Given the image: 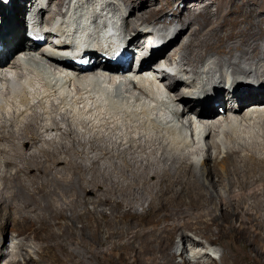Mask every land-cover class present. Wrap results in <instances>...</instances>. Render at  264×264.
I'll list each match as a JSON object with an SVG mask.
<instances>
[{"label": "bare ground", "instance_id": "bare-ground-1", "mask_svg": "<svg viewBox=\"0 0 264 264\" xmlns=\"http://www.w3.org/2000/svg\"><path fill=\"white\" fill-rule=\"evenodd\" d=\"M74 1L0 5L5 17L0 20V169L8 167L0 173L4 240L9 231L32 235L40 243L39 255L56 264H94L88 254L96 264H201L178 262L173 242L183 226L203 223L210 242L215 234L233 236L223 264H264V248L257 247L258 242L264 247V0H255L256 7H239L236 0L227 7L222 0H181L176 11L186 25L152 53L143 40L151 35L153 41L161 32L141 27L180 0ZM84 2L91 20L97 15L108 25L99 48L119 46L117 53L123 42L134 48L142 41L137 76L128 75L135 59L127 65L131 50L120 64L95 51L76 63L57 55L69 48L67 21L72 17L80 24L77 13ZM28 12L38 22V43L24 31ZM89 24L73 39L81 42ZM36 59L55 68L44 70ZM211 59L218 68L208 65ZM102 69L114 73L113 81L123 75L122 83L107 84ZM233 71L236 88L229 92L218 80L228 81ZM192 74L205 80L197 87L208 90L203 99L184 96L198 85L196 77H184ZM256 81L260 87L252 85ZM91 84L101 92L113 87L120 95L109 106L88 107L83 89ZM216 85V95L209 96ZM58 91L72 94V103L66 106ZM120 111L136 117L121 122ZM181 236L184 242L192 239L183 231ZM15 247L23 251L20 244ZM24 259L44 264L32 255ZM6 264L21 263L11 258Z\"/></svg>", "mask_w": 264, "mask_h": 264}, {"label": "rangeland", "instance_id": "rangeland-1", "mask_svg": "<svg viewBox=\"0 0 264 264\" xmlns=\"http://www.w3.org/2000/svg\"><path fill=\"white\" fill-rule=\"evenodd\" d=\"M80 1V4H81V2L82 1H84V0H79ZM79 1L78 0H75L74 2L76 3V4H79ZM106 2H107V0H105ZM155 1H157V4H160V0H155ZM183 1V0H182ZM237 1V5L239 6V7H246V6H251V7H256L257 6V4L255 3V0H236ZM78 2V3H77ZM222 2L225 4V6L227 7V5H232V1L231 0H222ZM181 3V0L180 1H176L172 6H169L167 9H166V11H164L163 13H159L158 15H157V17H153V18H151V19H149L148 21H146V23L141 27V28H144L145 27V29H147V30H151V29H154V27L157 29V26H160V24H161V26H165V24L167 25L168 23L170 24V22L173 24V25H179L180 26V28L178 29V32H179V30H181V28L182 27H184L186 24L184 23V22H182L181 20H179V17H178V13H177V11H176V8L179 6V4ZM3 3L1 2L0 3V5H2ZM84 4V5H83ZM82 4V6H81V8H80V10L78 11V12H82L81 10L82 9H84V6L86 5V4H89V2H84ZM11 6H12V4H11ZM11 6H9V7H11ZM6 8V7H5ZM217 9V4H213L212 5V10H216ZM29 13V12H28ZM262 16L264 17V10L262 11ZM23 15H21V17H22ZM177 16V17H176ZM221 16H223V15H221ZM28 19V18H27ZM258 20H259V18H258ZM258 22V21H257ZM4 26H5V23H4V25H3V28H4ZM208 27V26H207ZM263 27H264V24H263ZM2 32V31H1ZM177 32V33H178ZM190 32H191V29L189 28V29H187L185 32H184V34H183V36L181 37V42L188 36V34H190ZM177 35V34H176ZM175 38V37H174ZM150 39H151V35H149V36H147L144 40H143V44H146L147 43V45L149 46V41H150ZM263 41H264V38H263ZM140 45H142V41L141 42H137V44L135 43V55H136V60H141L140 58H142V56H139L140 55V51H141V49L138 47V46H140ZM40 51V50H39ZM166 51H168V50H166ZM153 51H151V53H152ZM217 56H219L220 57V55L218 54V53H215ZM235 54H239V51H236L235 52ZM150 56V54L149 55H146L145 57H149ZM137 57H138V59H137ZM222 57H224V58H228V56L227 55H224V56H222ZM235 57H237L236 55H235ZM131 60H133V58L131 59ZM250 62H254V61H250ZM141 64H142V62H141ZM208 65H211V66H213V67H215V68H218L219 67V65L218 64H216V63H213V61H212V59H211V61H209V63H208ZM140 67V66H139ZM138 67V68H139ZM228 68V66H226V69ZM232 70L234 69V68H231ZM168 71H171V72H173V70H170V69H168ZM231 71V70H230ZM233 73H234V75L232 76V79L234 78V77H237V74L235 73V71H233ZM232 73V74H233ZM186 76V77H185ZM188 76H190V77H188ZM192 76H194V77H192ZM218 76V75H217ZM184 77L185 78H191V79H194L195 77H196V79H197V83L199 84L200 82H201V85L202 84H204V81H202L203 80V78H200V77H198L196 74H192V75H184ZM242 77V79L244 78V76H241ZM250 77V79L251 80H256V79H254V76H253V73L251 74V76H249ZM252 77V78H251ZM216 78V77H215ZM216 79H219V78H216ZM221 79V78H220ZM235 79V78H234ZM233 79V80H234ZM201 80V81H200ZM233 80H231L233 83H231V81H226V79L225 80H218V81H220L221 83H223L224 85H225V87L227 88V89H229L228 91L229 92H233L234 90H235V88H236V86H235V81H233ZM203 82V83H202ZM257 82V81H256ZM227 83V84H226ZM234 84V85H233ZM200 85V84H199ZM260 82L258 83L257 82V87L259 86L260 87ZM227 86H230V87H227ZM256 87V86H255ZM182 89H184V88H182ZM227 89H225V92H227L226 90ZM204 90V89H203ZM159 91H161V90H159ZM166 91H167V89H166ZM205 91V90H204ZM208 91V90H207ZM207 91H205V92H207ZM117 92V91H116ZM59 95H60V93H58ZM232 93H229V95H231ZM42 95V94H41ZM184 96H186L185 94H184ZM213 96V95H212ZM211 96V97H212ZM226 96V95H225ZM190 97V96H189ZM110 101V100H109ZM71 103H72V101H71ZM70 103V104H71ZM69 104H67L66 106H68ZM132 108H134L133 106L131 107V109ZM106 111H108L109 110V108L108 109H105ZM220 110H221V108L219 109V112H220ZM110 111V110H109ZM113 111V110H112ZM111 111V112H112ZM125 112V113H124ZM120 113V115L118 116V117H120V120H121V122H124V121H126V119L128 118L127 116H131V118L132 117H134L135 115H133L134 113L132 112V111H129V112H127V111H123V112H119ZM128 113H130V114H132V115H127ZM122 115L124 116V115H126V116H124V118L122 117ZM222 115H224V112H221L220 114H219V116H222ZM122 117V118H121ZM126 117V118H125ZM136 117V116H135ZM195 118V117H194ZM124 119V120H123ZM130 118H128V120H129ZM247 130V129H246ZM246 130H244L243 128H242V130L240 131L243 135H247L248 134V132L246 131ZM258 130V129H257ZM247 132V133H246ZM251 132H253V131H251ZM56 135V132H51L50 133V137H52V136H55ZM223 154V153H222ZM222 154H221V156H222ZM201 155H202V153L200 152V155L198 154V157H201ZM213 155L215 156L216 155V152L215 151H213ZM0 158H3V156H2V153L0 152ZM199 162V164H197ZM197 163H196V165L198 166V169L200 170V171H202V169H203V166H202V163H201V161H197ZM8 169V167H5V166H2L1 167V169H0V173L1 172H3V171H6ZM88 176H89V174H88ZM2 181V180H1ZM2 187H3V185H2ZM92 196V195H91ZM93 206V204H90V207H92ZM106 209L108 210V212L110 211V209L109 208H107L106 207ZM205 210H207V209H205ZM216 213H217V211H216ZM79 224H81V223H79ZM195 226V227H194ZM198 226V227H197ZM206 226L205 224H203V223H192L191 224V226H183L184 228H182V230L174 237V242H173V244H174V246H173V251L177 254V261L179 262H184L185 260H191L192 262H197L198 260H201L202 261V263L203 264H208V260L209 259H215L216 260V263L217 264H223V262H222V256L225 254V253H227V254H230V253H232V250H233V236L232 237H224V236H222L221 234H215V236L214 235H212L211 237L213 238V237H215L214 238V242L215 243H213V242H210V240L208 239V237H207V229H206V227L204 228V227ZM182 231H183V233H185V234H187V235H189L190 236V239L192 240H190V241H187V242H184V240L182 239V236H181V233H182ZM203 231V232H202ZM206 231V232H205ZM261 235H260V237H262L263 235H264V228H262V230H261ZM211 237H209V238H211ZM256 238H258V237H256ZM195 239H197V240H199V241H201L202 243L201 244H194V241L193 240H195ZM209 240V241H208ZM5 243V244H4ZM230 243V244H229ZM17 244H20V248H22L23 247V251H21V252H18V250H16V247H15V245H17ZM224 244H225V246H224ZM5 245V246H4ZM6 245H7V253H6V255H5V257H3L2 259H1V261H0V264H6L8 261H9V259H11V258H13V259H16L17 261H19L21 264H24L25 263V259H24V257H28L29 255H32V257H35V259L36 260H38V261H41L42 263H44V264H56L52 259H50L49 257H41L40 255H39V252H38V249H39V247H40V243H38V241L32 236V235H18L15 231H9L8 232V234H7V238H5V240H4V238L2 237V235L0 234V254H1V252H3L2 251V249L4 248V247H6ZM105 247H108V245H106ZM257 247H259V248H264L263 246H262V244H260L259 242L257 243ZM19 248V247H18ZM215 249V252H213V251H211V252H213V255L215 256V257H213L212 255H210V254H208V253H206L208 250L210 251V249ZM82 251H83V249H82ZM84 252V251H83ZM85 253V252H84ZM86 260H88V261H91V262H93L94 264H96L98 261L96 260V259H94V258H89L90 257V254H88V255H86ZM91 259V260H90ZM205 261H206V263H205ZM201 263V264H202Z\"/></svg>", "mask_w": 264, "mask_h": 264}, {"label": "clouds", "instance_id": "clouds-1", "mask_svg": "<svg viewBox=\"0 0 264 264\" xmlns=\"http://www.w3.org/2000/svg\"><path fill=\"white\" fill-rule=\"evenodd\" d=\"M161 49H162V48H161ZM159 50H160V49H159ZM155 51H157V50H153V52H155ZM136 69H137V68H136ZM136 69H134V61H133V69H132L133 71H131L130 74H128V75H131V76H129V78L132 77V76H137L136 73L134 72V70H136ZM157 69H158V68H157ZM155 70H156V69H155ZM167 70H168V69H167ZM150 75H151V74H150ZM121 77L123 78V75H122ZM155 78H157V76H155L154 79H155ZM156 80H158V78H157ZM116 87H117V86H116ZM213 90H215V88H214ZM42 94H43V93H42ZM119 95H120V94H119ZM211 251L215 252V249H212V248H211L210 251H209V250L207 251V253L210 254V255H212L213 257H215V256L213 255V252H211ZM210 252H211V253H210Z\"/></svg>", "mask_w": 264, "mask_h": 264}]
</instances>
